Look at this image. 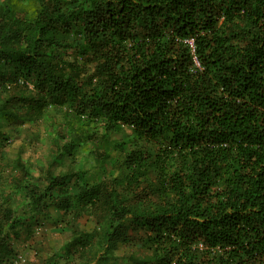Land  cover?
I'll return each instance as SVG.
<instances>
[{
	"label": "trees",
	"instance_id": "1",
	"mask_svg": "<svg viewBox=\"0 0 264 264\" xmlns=\"http://www.w3.org/2000/svg\"><path fill=\"white\" fill-rule=\"evenodd\" d=\"M35 1L0 0V167L9 129L52 109L71 138L43 181L14 160L0 264L52 209L73 236L26 264H110L123 245L147 251L130 264H264V0ZM83 145L120 152L117 173L57 174Z\"/></svg>",
	"mask_w": 264,
	"mask_h": 264
},
{
	"label": "rangeland",
	"instance_id": "2",
	"mask_svg": "<svg viewBox=\"0 0 264 264\" xmlns=\"http://www.w3.org/2000/svg\"><path fill=\"white\" fill-rule=\"evenodd\" d=\"M20 4H36L35 0H19ZM62 114L58 110L52 109L47 112L43 118L26 123L25 125L9 129L10 143L4 147L2 151V165L0 167V201L4 193H12L14 202L19 204L22 200L21 194H18L10 188L9 175L15 173L14 160L21 158L34 178L43 181L46 170L50 167L51 162L57 155V143H65L71 137L67 134L66 138L57 137L54 125L62 119ZM133 133L131 130L116 134V138L120 139L126 133ZM62 138V139H60ZM71 154L68 151L61 155L62 163L55 165L54 169L57 174L66 172H79L81 177L85 176L91 182H98L106 174L117 173L114 166L120 157V152L115 151L105 164H99L96 155L91 151V147H76ZM78 176V175H77ZM80 177V176H79ZM84 178V177H83ZM76 191V185H71ZM60 209H52V218L44 221V225L37 228L33 239L23 238L16 240L15 245L20 255L19 259L9 264H26L31 261L40 260L49 254V251L58 250L68 239L73 236L71 225L65 223V219L73 218L74 214H64ZM46 219V218H45ZM92 224L89 222L88 227ZM138 256H145L146 249L138 245H123L115 253L110 264H130L132 261L128 255L133 253Z\"/></svg>",
	"mask_w": 264,
	"mask_h": 264
}]
</instances>
